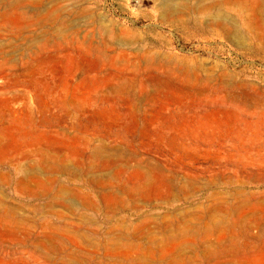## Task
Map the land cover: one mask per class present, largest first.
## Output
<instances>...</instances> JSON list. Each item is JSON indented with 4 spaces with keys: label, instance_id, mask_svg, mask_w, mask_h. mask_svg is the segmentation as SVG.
I'll return each mask as SVG.
<instances>
[{
    "label": "rangeland",
    "instance_id": "rangeland-1",
    "mask_svg": "<svg viewBox=\"0 0 264 264\" xmlns=\"http://www.w3.org/2000/svg\"><path fill=\"white\" fill-rule=\"evenodd\" d=\"M0 264H264V0H0Z\"/></svg>",
    "mask_w": 264,
    "mask_h": 264
}]
</instances>
